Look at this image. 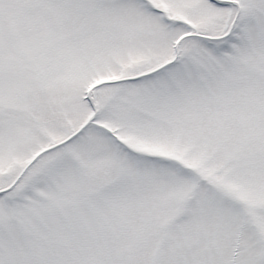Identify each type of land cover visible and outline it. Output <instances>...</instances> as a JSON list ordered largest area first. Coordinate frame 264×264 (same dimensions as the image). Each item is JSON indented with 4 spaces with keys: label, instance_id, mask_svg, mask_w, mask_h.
I'll return each instance as SVG.
<instances>
[{
    "label": "snow or ice",
    "instance_id": "1",
    "mask_svg": "<svg viewBox=\"0 0 264 264\" xmlns=\"http://www.w3.org/2000/svg\"><path fill=\"white\" fill-rule=\"evenodd\" d=\"M0 264H264V0H0Z\"/></svg>",
    "mask_w": 264,
    "mask_h": 264
}]
</instances>
